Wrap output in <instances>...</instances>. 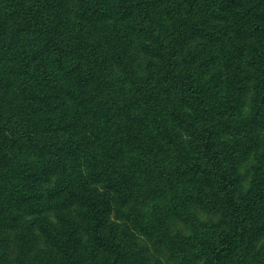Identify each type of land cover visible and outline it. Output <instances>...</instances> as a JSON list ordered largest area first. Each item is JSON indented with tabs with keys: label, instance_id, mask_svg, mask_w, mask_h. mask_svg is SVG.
<instances>
[{
	"label": "trees",
	"instance_id": "obj_1",
	"mask_svg": "<svg viewBox=\"0 0 264 264\" xmlns=\"http://www.w3.org/2000/svg\"><path fill=\"white\" fill-rule=\"evenodd\" d=\"M260 129L264 0H0V251L43 212L39 187L54 176L50 196L82 214L62 229L41 222L61 255L53 264H144L114 202L116 219L179 264H264ZM253 152L248 179L240 169ZM185 185L208 219L181 204L185 231L141 219Z\"/></svg>",
	"mask_w": 264,
	"mask_h": 264
},
{
	"label": "rangeland",
	"instance_id": "obj_2",
	"mask_svg": "<svg viewBox=\"0 0 264 264\" xmlns=\"http://www.w3.org/2000/svg\"><path fill=\"white\" fill-rule=\"evenodd\" d=\"M111 22V21H110ZM221 25H228L227 23H221ZM144 42L141 38H135L133 40V46L137 51L140 49L139 44ZM148 57L146 54L141 53L139 56L140 64L143 66ZM244 65L245 62H244ZM250 70V69H249ZM212 72L223 73V68L220 64H216L212 68ZM251 74V78L248 83L247 91L244 93L243 112L250 114L255 104V84L256 77L255 72ZM111 131L110 125L106 122L102 124ZM89 136L90 131L84 133ZM259 149L264 147V129H260L256 132ZM127 160L129 155L126 157ZM256 162V153L253 152L249 156L248 160L243 164L241 173L247 175L250 179L252 175V166ZM82 171L88 172V168L83 166ZM55 178L50 177L46 182L42 183L39 187L40 200L39 205L44 204L43 212L38 215H30L25 217L24 225H20L16 229L8 232L5 235L3 241V247L1 248L0 264H53L55 260L61 259V255L56 249H54L46 240L44 233L41 228V222L45 220L49 225L56 229L65 228L66 222H75L78 220L82 209L80 207H72L61 209L57 198L50 196L49 191L54 188ZM189 185L178 188L177 190L169 191L165 196H157L155 199L150 200L143 208L141 219L145 216L148 220L157 218L161 215L163 218L166 217V222L173 224V228L185 231L184 223L180 220L176 209L177 205L184 206L187 210L192 211L196 214L200 220H206L209 217L205 211L195 204L189 202L186 197V191L190 189ZM115 209L112 212L114 221L121 226L123 232H129L132 234V238L135 241L137 249L143 257L144 264H179L166 249L163 244L155 242L154 238L151 237L146 231L142 230L137 224H133L131 221L124 219H116L115 213L118 205L114 202ZM216 218V216H213ZM123 228H126L125 231ZM189 230V229H188ZM122 233V232H121ZM123 234V233H122ZM3 249V250H2ZM192 264H203L202 261H198Z\"/></svg>",
	"mask_w": 264,
	"mask_h": 264
}]
</instances>
